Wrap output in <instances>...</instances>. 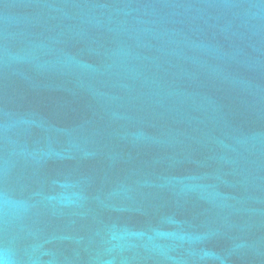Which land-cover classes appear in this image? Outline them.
<instances>
[{"label": "water", "instance_id": "obj_1", "mask_svg": "<svg viewBox=\"0 0 264 264\" xmlns=\"http://www.w3.org/2000/svg\"><path fill=\"white\" fill-rule=\"evenodd\" d=\"M0 261L264 264V0H0Z\"/></svg>", "mask_w": 264, "mask_h": 264}, {"label": "clouds", "instance_id": "obj_2", "mask_svg": "<svg viewBox=\"0 0 264 264\" xmlns=\"http://www.w3.org/2000/svg\"><path fill=\"white\" fill-rule=\"evenodd\" d=\"M0 264H5V262L4 261H0Z\"/></svg>", "mask_w": 264, "mask_h": 264}]
</instances>
